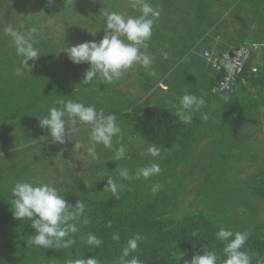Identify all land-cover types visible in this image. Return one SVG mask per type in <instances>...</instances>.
I'll use <instances>...</instances> for the list:
<instances>
[{
	"label": "trees",
	"instance_id": "obj_1",
	"mask_svg": "<svg viewBox=\"0 0 264 264\" xmlns=\"http://www.w3.org/2000/svg\"><path fill=\"white\" fill-rule=\"evenodd\" d=\"M9 1L0 0V7ZM33 1L56 27L85 33L99 29V41L106 34L105 11L120 13L124 4L129 8L125 17L141 15L140 9L133 7L136 0ZM170 1L147 0L165 13L155 19L152 37L146 45L150 53L159 48L165 57L156 68L138 64L131 68L137 76V88L146 98L130 97L112 84H100L98 80L83 83L90 65L68 61L59 52V42L52 37L45 40L39 30L35 34V46L42 54L34 62L28 61L29 65L34 64L31 72L17 76L15 70L21 57L16 54L12 38L6 33L0 36V264H66L70 259L94 257L100 264H119L127 241L137 234L142 239L137 251L128 258L139 256L143 264H185L194 255L202 254L201 246L215 251L217 264H223L227 242L216 239L220 228L234 233L248 232L242 250L249 253L251 264H264V216L262 220L256 218V204L252 202L264 199V161L254 176L245 181L244 188L231 183V175L241 164V158L255 162L259 157L250 147L254 131L249 127L259 120L257 112L264 104L260 95H264V64L258 63L261 49L264 50V0L233 2L239 9L251 12L248 18L260 27L251 33L249 41L246 39L250 33H240L233 45L255 43L260 53L252 56L246 65L247 84L232 94L222 95L210 94L218 75L205 64L201 54L204 48H211L210 41L216 36L219 20L212 17L210 10L211 2L218 0H184L179 6L182 14L175 21L167 15L169 10L175 12ZM225 1L229 6L231 1ZM9 24L0 27L5 29ZM163 27L177 37L176 45L167 43L169 49L159 41L165 37L160 30ZM31 28L34 27L30 18L19 19L13 27L25 33ZM210 30L215 32L212 34ZM227 45L221 41L216 51H224ZM72 65L77 68L73 69ZM252 68L255 72L250 71ZM152 71L155 76L149 75ZM158 83L165 90L159 89ZM185 91L206 101L204 107L192 113L189 124L177 116L179 98ZM69 99L94 105L97 112L102 110L105 115L115 116L121 136L113 138L112 148L95 145L101 163L96 170L90 165L92 172L88 174H68L62 181L51 182L69 208L79 200L85 210L83 217L73 221L78 231L72 234L75 243L70 248L44 249L28 243L36 234L31 221L14 218L11 190L16 182L47 183L45 178L33 180L37 168L53 157L60 162L64 160L66 143H53L49 151L48 144L30 145L28 136L31 124L39 123L38 118L46 116L49 108L62 107L55 101ZM204 114L208 116L206 121L202 119ZM125 129L128 136L122 133ZM134 138L157 149L159 154L141 158L133 146ZM206 139L210 145L207 164L196 167L192 161L195 145ZM121 145L127 149L126 157L115 161V150ZM36 152H41L40 156H34ZM152 163L158 164L161 172L148 179L123 180L119 176V170L126 168L135 177L138 169ZM195 170L201 174L193 194L195 210L181 213L187 182L197 178L193 175ZM108 177L118 185V199L107 188ZM157 184L161 187L153 193L151 189ZM84 218L89 220L86 225L82 223ZM89 233L102 240L99 248L86 244Z\"/></svg>",
	"mask_w": 264,
	"mask_h": 264
},
{
	"label": "clouds",
	"instance_id": "obj_2",
	"mask_svg": "<svg viewBox=\"0 0 264 264\" xmlns=\"http://www.w3.org/2000/svg\"><path fill=\"white\" fill-rule=\"evenodd\" d=\"M133 7L140 9L141 15L138 17H125L118 12L103 13L105 35L99 42H83L71 47L64 48L68 59L74 64L87 63L89 70L84 73L83 83H91L98 80L100 84H111L120 79L128 69L134 65H141L149 68L152 59L141 51L146 47V42L151 39L153 25L156 18L160 16V10L154 8L147 0H136ZM5 33L12 38L16 54L21 57L20 64L15 70L17 76L23 77L25 71L31 72L33 62L42 54L40 49L35 46L36 29L31 28L26 33L6 27ZM155 76V71L149 73ZM227 99V98H225ZM55 104L62 107H51L48 114L44 117H37L39 126L46 128L51 135L52 143L64 144L66 142V121L68 116L71 124L77 121L89 125L90 142L93 147L88 149V153L95 159V145L102 144L107 148H112L113 138L121 136V128L116 122L115 116L105 115L101 110L97 112L94 105L86 106L83 103L71 99L57 100ZM206 101L203 97H198L185 91L179 98L178 118L185 124L192 121V113L204 107ZM207 120V114L202 116ZM68 140V139H67ZM75 148L81 147L77 141ZM152 156L158 155L155 148H150ZM127 149L121 145L115 150L113 160H121L126 157ZM161 172L158 164L152 163L137 170L135 177L131 176L126 168L119 170V176L123 180L148 179ZM107 188H110L113 196L118 199V185L111 177L107 179ZM161 186L159 184L152 187L151 191L156 193ZM11 210L14 218L19 220L28 219L35 230V235L31 237V245L44 249H67L70 248L75 240L72 234L78 231L77 225L73 222L84 216V204L77 201L72 208L64 196L59 193L56 187L47 183L33 184L31 182H16L11 190ZM83 224H88L89 220L84 218ZM110 226V225H109ZM231 238V239H230ZM249 238L248 232H233L226 228H220L216 233V239L226 241L223 248V264H251L249 253L242 250ZM116 239H119L117 236ZM142 237L137 234L127 241L122 255L119 257V264H143L139 256L133 255L129 259L130 253L136 252ZM86 244L99 248L102 240L96 235L89 233L86 237ZM202 254L194 255L185 264H217V253L201 246ZM66 264H100L94 258L70 259Z\"/></svg>",
	"mask_w": 264,
	"mask_h": 264
},
{
	"label": "rangeland",
	"instance_id": "obj_3",
	"mask_svg": "<svg viewBox=\"0 0 264 264\" xmlns=\"http://www.w3.org/2000/svg\"><path fill=\"white\" fill-rule=\"evenodd\" d=\"M230 5H226L225 0H218L211 2V10L210 14L212 17L217 18L218 21V29L215 31L210 30L212 34H216L218 37V42L221 44V41L224 43H227L229 45H233V43H236L235 39L239 36L240 33L247 31L248 37L246 41H249L251 37V33L254 32V30H259V26L252 23L250 19L248 18L251 14L249 11H245V9H239L237 5H233L234 0H229ZM184 0H171L170 1V7L174 8L175 12L172 10L167 11L168 17L171 18L172 21L177 20V18H180L181 16V6ZM241 2V1H239ZM241 4V3H240ZM243 4V3H242ZM126 9H129L128 6L122 5V8L119 9L120 14L124 15L126 14ZM11 14V17H8L7 13ZM190 12V8L187 10V13ZM165 13L164 10H160V16L161 18L163 14ZM189 14H187V17ZM71 16V14H70ZM73 16L76 17V15L73 14ZM128 16V15H127ZM5 17V19H4ZM130 17V16H129ZM26 18H30L33 27L36 30H39L41 32V35L45 38V40H50V38H54L59 42V45L57 47L60 48V53L63 56H67L66 52L63 50L64 48L71 47L73 45L80 44L81 42H90L95 41L99 42L100 39V31L97 29L95 32L85 33V31L80 30L78 31H72V30H66L65 28H58L55 25H53V21L50 17H48L46 14H44L42 11H40L37 8L36 3L33 0H10L9 2L5 3L3 2L0 7V24L4 25L5 23H10V27H14L19 23V19L21 21H24ZM15 25L13 26V24ZM165 27H167L168 23H164ZM248 26V27H247ZM247 27V29H246ZM258 28V29H257ZM3 27H0V36H2L5 31ZM164 31L165 37H162L159 39L160 44H163L165 48L169 49L170 46L167 43H173V45H176L177 37L172 36L170 32L165 31L164 27L160 29ZM182 36V35H181ZM11 38V37H10ZM215 38V37H214ZM213 41V38L211 39ZM159 41H157L156 46H159ZM212 41H210V44L212 45ZM238 43V42H237ZM211 47V46H210ZM155 49V48H154ZM141 51L151 57L152 59V66L153 68H156L158 64L163 60L165 57L159 50V48L155 49L154 54L150 53L149 48L142 47ZM150 53V54H149ZM68 61H70L68 59ZM258 63L264 64V50L261 49V55L259 56ZM206 64V62H205ZM207 65V64H206ZM205 67L207 68V66ZM73 67V65H72ZM151 67V68H152ZM77 67H73L75 69ZM77 70V69H76ZM130 75V76H129ZM136 75L132 72L131 68L127 70V72L118 80H115L112 84L113 87L116 89H120L123 92L126 93V95L138 98L139 96H144L145 94L141 93L137 88L136 83ZM158 88L160 85L157 86ZM163 89V88H162ZM256 95V94H255ZM261 97H264L263 94H260ZM257 115L259 116V120L255 123L254 126L249 127L251 130L254 131V140L250 142V147L253 148L259 155L258 160L255 162L247 161L246 157L241 158L242 162L241 164L234 170L233 175H231L232 178V184L235 185L238 188H244L245 187V181L251 179L256 171L260 168V164L264 161V127H263V121H264V104L260 107L259 111L257 112ZM66 118V148H65V158L62 162L58 161L56 158H52L50 161L43 162L36 170V176L33 178V180H41L42 178L47 179V183L51 184L56 183L59 181H62L64 178V175L73 174L76 173L84 174L87 172L90 173V165H92V168L96 170L100 166V162H98V154L96 153V158L94 159L89 153L88 149L90 147H93L92 143L90 142V131L91 128L89 125L82 124L81 122L77 121L75 125L71 124V122H68V116H65ZM121 124H124V122ZM36 125H39V123L31 124V131L30 136H28L29 144L35 145V144H48L49 151L53 148V143L51 142V135L48 132L46 128H39ZM25 130V129H24ZM124 135H127L126 129L122 132ZM22 134V133H20ZM22 136V135H21ZM68 139V140H67ZM79 142L81 147L75 148V143ZM132 141H134L133 146L136 149L138 155L141 158H144L146 156L151 155L149 152V149L152 148L149 144H146L145 142L141 140H137L134 138ZM208 150H210V145L208 143V140H201L199 141L198 145H195V150L193 152L192 161L196 163V167L204 166L207 164V155L209 154ZM95 152L96 149H95ZM208 152V154H207ZM40 153H37L34 156H40ZM49 164H53L48 166ZM198 169V168H197ZM92 172V171H91ZM58 174V177L56 176ZM193 175H197L196 177H193L191 181L187 182V191L186 195L182 199V205L180 206L181 213H186V211H194L193 209L195 203H192L193 200V194H194V188L199 183L200 180H198V176H201L200 172L198 173L197 170L194 171ZM57 178V179H56ZM256 204V215L258 220H262L264 216V199L263 200H252Z\"/></svg>",
	"mask_w": 264,
	"mask_h": 264
},
{
	"label": "built area",
	"instance_id": "obj_4",
	"mask_svg": "<svg viewBox=\"0 0 264 264\" xmlns=\"http://www.w3.org/2000/svg\"><path fill=\"white\" fill-rule=\"evenodd\" d=\"M214 37L211 48H204L201 53L206 64L218 75L209 92L212 95L232 94L239 86L247 84L246 65L252 56L259 55L260 47L255 43L227 45L226 49L219 53L216 47L220 43L218 37ZM250 71L255 72V69Z\"/></svg>",
	"mask_w": 264,
	"mask_h": 264
},
{
	"label": "crops",
	"instance_id": "obj_5",
	"mask_svg": "<svg viewBox=\"0 0 264 264\" xmlns=\"http://www.w3.org/2000/svg\"><path fill=\"white\" fill-rule=\"evenodd\" d=\"M158 85H160V87L162 86V88H163V89H162V88H159V89L165 90V86H164L163 84L158 83L157 86H158Z\"/></svg>",
	"mask_w": 264,
	"mask_h": 264
}]
</instances>
